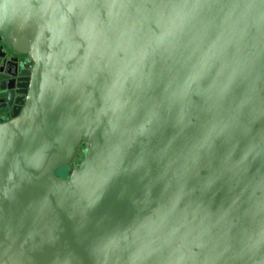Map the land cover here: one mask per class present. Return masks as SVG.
<instances>
[{
    "label": "water",
    "instance_id": "1",
    "mask_svg": "<svg viewBox=\"0 0 264 264\" xmlns=\"http://www.w3.org/2000/svg\"><path fill=\"white\" fill-rule=\"evenodd\" d=\"M0 264H264V0H0Z\"/></svg>",
    "mask_w": 264,
    "mask_h": 264
},
{
    "label": "rangeland",
    "instance_id": "2",
    "mask_svg": "<svg viewBox=\"0 0 264 264\" xmlns=\"http://www.w3.org/2000/svg\"><path fill=\"white\" fill-rule=\"evenodd\" d=\"M84 151H85V149H82V152H84ZM82 155H83V153H80L79 158H78V155L75 157V159L73 160V163H72V166L71 167H68V165L67 166H64L61 169L57 170L56 171V174L59 177H61V178H65V176L68 174V172H70L71 168L74 167L78 163V160L82 157Z\"/></svg>",
    "mask_w": 264,
    "mask_h": 264
},
{
    "label": "flooded vegetation",
    "instance_id": "3",
    "mask_svg": "<svg viewBox=\"0 0 264 264\" xmlns=\"http://www.w3.org/2000/svg\"><path fill=\"white\" fill-rule=\"evenodd\" d=\"M82 147V146H81ZM81 147H79V149L81 148ZM79 153H78V151H77V155H78ZM73 163V162H72ZM72 163L70 164V165H68V167H71L72 166ZM71 169H73V167L71 168Z\"/></svg>",
    "mask_w": 264,
    "mask_h": 264
}]
</instances>
